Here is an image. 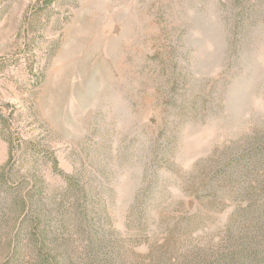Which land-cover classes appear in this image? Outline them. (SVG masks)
<instances>
[{
    "label": "rangeland",
    "instance_id": "1",
    "mask_svg": "<svg viewBox=\"0 0 264 264\" xmlns=\"http://www.w3.org/2000/svg\"><path fill=\"white\" fill-rule=\"evenodd\" d=\"M0 264H264V0H0Z\"/></svg>",
    "mask_w": 264,
    "mask_h": 264
}]
</instances>
